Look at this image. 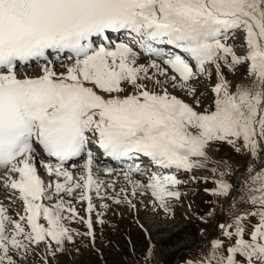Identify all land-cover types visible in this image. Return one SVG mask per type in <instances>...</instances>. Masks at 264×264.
Instances as JSON below:
<instances>
[{
    "label": "snow or ice",
    "instance_id": "6c2138e0",
    "mask_svg": "<svg viewBox=\"0 0 264 264\" xmlns=\"http://www.w3.org/2000/svg\"><path fill=\"white\" fill-rule=\"evenodd\" d=\"M241 68L240 81L226 78ZM218 143L259 161L232 203L251 207L187 264H264V0H0V264H48L81 235L66 220L92 237L73 199L91 214L93 194L135 209L150 193L171 213L187 183L176 173L207 167ZM93 148L126 167L101 178L113 169ZM230 171L225 162L205 191L229 197Z\"/></svg>",
    "mask_w": 264,
    "mask_h": 264
},
{
    "label": "rangeland",
    "instance_id": "374dc122",
    "mask_svg": "<svg viewBox=\"0 0 264 264\" xmlns=\"http://www.w3.org/2000/svg\"><path fill=\"white\" fill-rule=\"evenodd\" d=\"M148 59H149L148 57H142L140 58L138 63H147ZM243 71L244 70L242 68L238 74L234 76L229 74L226 76V78L233 81V83L240 81L242 79ZM227 73H228L227 69H225V74ZM215 82H216L215 75H213L211 82L205 81V84H208L210 88V85L214 84ZM170 91H172L173 94L177 95L182 99H187V97L183 96V94L178 90L170 89ZM206 100L207 99H205V101ZM206 103L207 102H205L204 104ZM215 149H218V151ZM209 156L211 157V159L207 167L202 169L209 175V174H213L214 172L212 171V169L216 168L217 171L215 172V174L217 178H219L220 172L225 171V162H227L228 164L231 165V171L230 174L226 175L224 178L233 184L235 183V176L237 175V173L240 174L241 172H243V169L246 170L249 164H252V166L254 164L253 159L250 156L243 153H236L232 149V147L226 143H218L217 145H215L214 149L209 150ZM101 178H105V176H103L102 174ZM240 179L237 181L235 185V190L231 192L232 196L230 198L218 196L210 192H206L205 189H212V187L209 186V184L204 180H200L197 178L194 179L192 184L195 187L199 184V182H201L202 185H204L205 189L203 192V196L200 200V206L196 210L197 215L196 217H192L189 222L177 217H174L173 220L171 221L170 219L172 217L168 218L164 216L163 215L164 212L162 210L154 207L151 210L147 206L145 207L142 206L145 209L141 211V213L144 216L141 218L140 221L148 230L151 236L152 243L150 240L145 239L143 233L140 230L134 228L135 226L132 224V222L135 223L134 221H131L129 218H125L128 211L127 206L125 204L117 205L113 203L112 200L105 198L106 200L110 201V203L112 204L111 206L112 210L116 212V219L119 220L120 226L124 228L125 231L129 228V235L132 239V247L128 248V246L130 245L122 237L120 230L116 231L114 235V238L117 242L116 245H112V244H109L107 246L103 245L105 241L102 236L103 234L97 235L100 237L95 241V244L98 247L100 246L99 248L101 247L103 248V257L107 264H145V259H144L145 253L146 250L149 248L151 249L152 252L151 256L149 257V264H171L175 262L174 260L178 255L181 256V261H185V260L187 261V259L195 260L196 257H198V254L207 251V248L204 250V248L202 247L204 245H207V244H201L204 243L203 239H206L205 242H208L207 246H209L210 248L211 246L210 241L211 239H213V237L216 236L219 230L218 224L223 223L224 200L227 199L225 210L227 215H230L228 217L227 223L231 222V215H237L238 213L243 211L245 206V204L243 203L237 202L236 208L235 209L232 208L233 198L238 195V190L241 185ZM117 182L121 184L122 179L118 180ZM119 184L116 186L120 187ZM117 191H119V189H117ZM135 198H137V196ZM65 199L67 200L71 198L65 197ZM96 200L98 202L99 199L96 197ZM139 201L142 203L141 205H145L143 203V198H139ZM72 202L75 205L78 214H81L83 211L82 204L80 202L77 203L74 199L72 200ZM45 203H51V202L46 201ZM110 203H108V205H110ZM186 204L187 203L184 202L183 200H180L178 203L174 202L171 213H174L177 210L178 213L179 211L186 210L187 209ZM171 213L167 215L170 217ZM209 213H211V215H209ZM104 218H106V216ZM74 221L77 220H73V221L66 220L65 224L67 227L70 228L72 222ZM95 222L99 226L102 225V223L98 222L97 215L95 217ZM112 230H110V232ZM113 232L111 233V235L114 234ZM105 234L110 235V233H104V235ZM221 237L223 236L221 235ZM67 245L68 244L66 243L65 250L67 248ZM194 248H197V251L193 250ZM42 249H43V245L41 246V249L38 250L40 251L41 255H43ZM191 249L192 251H190ZM37 258L39 257L37 256ZM65 261L66 262H63L61 264H69L71 258L68 257L67 260L65 259ZM33 262H34V257L32 258V260H30V264H32ZM187 262H185L184 264H187ZM76 264H102V260L98 256L89 257L88 260L86 259L85 256H82V259L79 260V263L77 261Z\"/></svg>",
    "mask_w": 264,
    "mask_h": 264
},
{
    "label": "bare ground",
    "instance_id": "6f19581e",
    "mask_svg": "<svg viewBox=\"0 0 264 264\" xmlns=\"http://www.w3.org/2000/svg\"><path fill=\"white\" fill-rule=\"evenodd\" d=\"M116 40L118 41V39L116 38ZM241 41H242V38H241ZM235 42H237V39H236V41ZM34 74H36V73H34ZM110 169H113V170H117V169H115L114 167H111ZM104 176V175H103Z\"/></svg>",
    "mask_w": 264,
    "mask_h": 264
}]
</instances>
